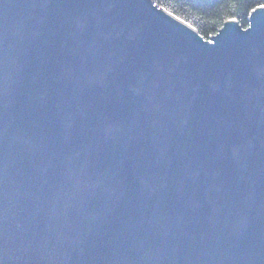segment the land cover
Segmentation results:
<instances>
[{"label": "water", "instance_id": "water-1", "mask_svg": "<svg viewBox=\"0 0 264 264\" xmlns=\"http://www.w3.org/2000/svg\"><path fill=\"white\" fill-rule=\"evenodd\" d=\"M206 41L153 0H0V264H264V8Z\"/></svg>", "mask_w": 264, "mask_h": 264}, {"label": "trees", "instance_id": "trees-1", "mask_svg": "<svg viewBox=\"0 0 264 264\" xmlns=\"http://www.w3.org/2000/svg\"><path fill=\"white\" fill-rule=\"evenodd\" d=\"M181 21L194 28L205 40H209L226 21L236 20L242 27L248 26V16L264 0H153Z\"/></svg>", "mask_w": 264, "mask_h": 264}, {"label": "rangeland", "instance_id": "rangeland-1", "mask_svg": "<svg viewBox=\"0 0 264 264\" xmlns=\"http://www.w3.org/2000/svg\"><path fill=\"white\" fill-rule=\"evenodd\" d=\"M263 6H264V5H263ZM260 7H262V6H260ZM260 7H257V8H260ZM257 8H255V9H257ZM263 8H264V7H263ZM251 12H252V11H251ZM170 14H171V13H170ZM250 14H251V13H250ZM250 14H249V16H250ZM173 16H174V15H173ZM249 16H248V21H249ZM176 18H177V17H176ZM177 19H178V18H177ZM179 20H180V19H179ZM229 21H230V20H229ZM235 21H236V20H235ZM226 22H227V21H226ZM226 22H225V23H226ZM248 25H249V22H248ZM247 27H248V26H247ZM247 27H246V28H247ZM244 29H245V28H244ZM217 32H218V31H217ZM217 32H216V33H217ZM214 35H215V34H214ZM214 35H213V36H214ZM210 39H211V37H210ZM210 39H209V40H210ZM206 41H208V40H206Z\"/></svg>", "mask_w": 264, "mask_h": 264}, {"label": "bare ground", "instance_id": "bare-ground-1", "mask_svg": "<svg viewBox=\"0 0 264 264\" xmlns=\"http://www.w3.org/2000/svg\"><path fill=\"white\" fill-rule=\"evenodd\" d=\"M158 6V5H157ZM161 8V7H160Z\"/></svg>", "mask_w": 264, "mask_h": 264}, {"label": "snow or ice", "instance_id": "snow-or-ice-1", "mask_svg": "<svg viewBox=\"0 0 264 264\" xmlns=\"http://www.w3.org/2000/svg\"><path fill=\"white\" fill-rule=\"evenodd\" d=\"M262 7H264V6H262Z\"/></svg>", "mask_w": 264, "mask_h": 264}]
</instances>
